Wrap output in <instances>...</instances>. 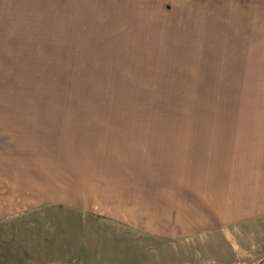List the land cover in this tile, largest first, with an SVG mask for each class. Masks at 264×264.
<instances>
[{"label": "rangeland", "instance_id": "obj_1", "mask_svg": "<svg viewBox=\"0 0 264 264\" xmlns=\"http://www.w3.org/2000/svg\"><path fill=\"white\" fill-rule=\"evenodd\" d=\"M166 133L264 162L254 0H0L1 170L34 186L0 223V264H264L263 211L169 237L116 217L119 177L181 154Z\"/></svg>", "mask_w": 264, "mask_h": 264}, {"label": "crops", "instance_id": "obj_2", "mask_svg": "<svg viewBox=\"0 0 264 264\" xmlns=\"http://www.w3.org/2000/svg\"><path fill=\"white\" fill-rule=\"evenodd\" d=\"M254 3L264 10V0H254ZM249 12L251 10L244 11ZM162 135L164 138H156L157 141H162V149L178 150L181 154L139 158L141 169H135L134 173L128 172L122 181L119 177L117 183L126 198L115 205L117 218L122 217V213L130 214L129 226L154 231L157 236L169 237L176 231L193 233L232 224L230 221L239 219L240 216L250 217L262 211L264 214V162L248 171L245 167L235 168L232 158L218 155L220 145H223L219 144V139H208L211 143L206 145L200 141L207 139L195 134ZM21 145H15V148L19 149ZM29 146L31 150L36 149L35 145ZM23 149L26 150L25 144ZM2 150L5 152L7 147L0 146V151ZM200 151L205 155H196ZM2 164L0 223L17 214L13 213L14 209L11 211L12 204L19 202L23 195L26 196L28 188L34 187L11 180L13 174L7 176L6 170H1ZM14 167L11 166L8 172L13 173ZM134 168L135 166L133 170ZM119 193L120 191L116 192V195Z\"/></svg>", "mask_w": 264, "mask_h": 264}]
</instances>
